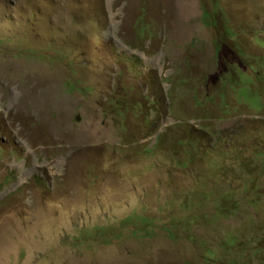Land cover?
I'll use <instances>...</instances> for the list:
<instances>
[{"label": "rangeland", "instance_id": "1", "mask_svg": "<svg viewBox=\"0 0 264 264\" xmlns=\"http://www.w3.org/2000/svg\"><path fill=\"white\" fill-rule=\"evenodd\" d=\"M0 264H264V0H0Z\"/></svg>", "mask_w": 264, "mask_h": 264}, {"label": "trees", "instance_id": "2", "mask_svg": "<svg viewBox=\"0 0 264 264\" xmlns=\"http://www.w3.org/2000/svg\"><path fill=\"white\" fill-rule=\"evenodd\" d=\"M99 226H96L95 229H97ZM95 233V232H94Z\"/></svg>", "mask_w": 264, "mask_h": 264}]
</instances>
